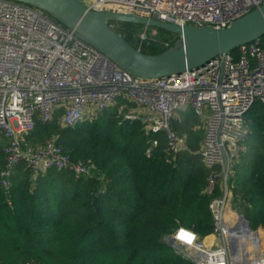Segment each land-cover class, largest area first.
<instances>
[{"label":"built area","instance_id":"1","mask_svg":"<svg viewBox=\"0 0 264 264\" xmlns=\"http://www.w3.org/2000/svg\"><path fill=\"white\" fill-rule=\"evenodd\" d=\"M82 4L95 12L135 14L179 27L221 29L264 5V0H85ZM108 26L113 31L120 28L117 22ZM176 36V40L181 38ZM174 40H163L158 29L141 26L130 45L145 53L150 42L158 41L167 49ZM118 99L139 110L137 116L126 119L145 123L147 131L165 133L172 154L188 149L187 136L170 129L178 112L189 109L203 125L197 154L210 170L204 193L210 194L217 184L222 190V195L208 204L214 222L209 237L217 238L207 245L205 239L180 227L165 242L171 238L172 246L193 264H264V246L250 244L253 232L241 218L244 216L228 220L225 214L230 204L226 181L248 135L245 114L254 102L264 104V36L238 47L235 54L219 55L178 76L144 80L122 70L43 11L0 0V137L7 141L0 187L5 193L19 163L34 177L50 169H72L75 175H87L89 167L81 162L72 164L53 141L21 147L20 139L33 130L36 120L51 122L57 111H61L60 126L72 127L114 106ZM229 235L243 237L250 253L240 249L235 259L227 245Z\"/></svg>","mask_w":264,"mask_h":264},{"label":"trees","instance_id":"2","mask_svg":"<svg viewBox=\"0 0 264 264\" xmlns=\"http://www.w3.org/2000/svg\"><path fill=\"white\" fill-rule=\"evenodd\" d=\"M118 24L114 31L133 45L141 26ZM164 50L156 41L143 51ZM125 105L135 107L118 99L72 127L60 126L57 111L22 136L21 147L53 141L89 173L50 169L34 177L23 163L13 168L8 193L0 187V264H193L165 239L180 227L201 240L214 230L208 204L222 190L217 184L204 193L210 170L197 154L201 122L189 109L171 119L170 129L186 135L188 147L172 154L163 131H147L145 123L121 115ZM244 122L248 135L226 185L253 232L250 244L264 246V104L254 102ZM6 145L0 137V171Z\"/></svg>","mask_w":264,"mask_h":264},{"label":"water","instance_id":"3","mask_svg":"<svg viewBox=\"0 0 264 264\" xmlns=\"http://www.w3.org/2000/svg\"><path fill=\"white\" fill-rule=\"evenodd\" d=\"M10 1L43 11L74 30L83 41L108 56L122 70L144 80L178 76L185 70L204 66L217 56L234 52L238 47L264 36V5L231 22L226 28L215 29L211 26L179 27L135 14L95 12L76 0ZM110 22L156 28L181 38L161 53L150 55L136 50L111 30L108 26ZM241 218L245 221L244 217ZM246 224L249 226L248 222ZM165 243L172 246L171 238ZM173 249L182 256L177 248Z\"/></svg>","mask_w":264,"mask_h":264},{"label":"rangeland","instance_id":"4","mask_svg":"<svg viewBox=\"0 0 264 264\" xmlns=\"http://www.w3.org/2000/svg\"><path fill=\"white\" fill-rule=\"evenodd\" d=\"M76 1H78V2H80V3H84L85 2V0H76ZM124 105V104H123ZM122 105V106H123ZM120 113H121V115L126 119V117H130V116H137V114L136 113H138L139 112V110L136 108V107H133V106H129V105H125L123 108H121L120 110ZM182 112H184V111H182ZM86 116H88V115H86ZM176 117V116H175ZM177 118H180L179 116L177 117ZM197 128H199V129H202L203 128V125H202V123H201V125L199 126V127H197ZM197 128H196V130H197ZM49 142V141H48ZM47 143V142H46ZM45 143V144H46ZM44 144V145H45ZM227 190H228V194H229V197H230V204H229V206H227L226 207V209H225V214H226V212H231L232 213V216H235V217H237L238 218V216H241V215H243V212H242V210L239 208L240 206H238V203H236V202H233L232 201V196H231V191L227 188ZM231 216V217H232ZM230 217V218H231ZM230 224L231 225H233L234 224V222L233 221H230ZM210 238V237H209ZM208 238V239H209ZM217 237H215V238H213L212 239V242L210 243V244H208L207 243V239H205V243L207 244V245H212L214 242H215V239H216ZM243 237H240L239 239L238 238H229V243H227V245L228 246H231V253H232V255L234 256V258L235 259H237L238 258V253H240V249L242 250V251H244V252H246L247 251V249L245 248V246H244V243H243ZM179 252H180V250H179ZM181 253V252H180Z\"/></svg>","mask_w":264,"mask_h":264},{"label":"bare ground","instance_id":"5","mask_svg":"<svg viewBox=\"0 0 264 264\" xmlns=\"http://www.w3.org/2000/svg\"><path fill=\"white\" fill-rule=\"evenodd\" d=\"M232 216V213L231 212H226V218L229 220L230 219V217ZM233 217V216H232ZM231 217V218H232ZM229 237H231V238H236V237H233V235H229ZM212 242V237H210L209 239L207 238V243L208 244H210ZM244 246H245V248L247 249V253L249 254L250 253V248L251 247H249V245L247 244V242H245V244H244ZM244 264H248V263H246V261H245V263Z\"/></svg>","mask_w":264,"mask_h":264}]
</instances>
